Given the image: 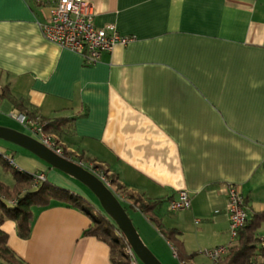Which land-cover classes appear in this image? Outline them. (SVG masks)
Segmentation results:
<instances>
[{"label":"crops","instance_id":"1","mask_svg":"<svg viewBox=\"0 0 264 264\" xmlns=\"http://www.w3.org/2000/svg\"><path fill=\"white\" fill-rule=\"evenodd\" d=\"M53 1L0 0V127L39 140L16 115L42 126L72 119L61 143L51 135L54 141L88 165L106 169L110 178L104 181L99 169L81 167L96 174L119 204L138 212L131 196L144 204L160 200L159 222L180 232L184 264H216L233 248L216 262L205 255L231 242L228 186L239 190L246 219L260 214L255 218L259 246L264 236V0H83L91 5L97 27L112 26L133 39L103 52L93 64L43 37L40 26ZM24 128L27 133L20 131ZM9 145H1L0 154L13 158L12 171L43 175L106 215L76 179ZM0 183H14L1 165ZM179 192H186L190 207L171 211ZM32 210L28 239L16 236L12 221L1 226L22 264H112L108 245L85 235L92 222L86 213L59 202ZM144 221L154 258L168 262L172 253L176 259L173 245Z\"/></svg>","mask_w":264,"mask_h":264},{"label":"trees","instance_id":"2","mask_svg":"<svg viewBox=\"0 0 264 264\" xmlns=\"http://www.w3.org/2000/svg\"><path fill=\"white\" fill-rule=\"evenodd\" d=\"M72 119L57 118L44 124L43 131L48 135L59 138L72 129ZM0 154V165L4 171H11L14 183L11 187L0 183V262L4 264H22L7 245V234L1 226L5 221H12L15 225L16 236L25 240L30 236L33 219V208H46L53 202L71 205L86 213L91 219V225L85 235L95 237L106 243L109 247V257L112 264H128V255L125 253L126 241L117 229L113 220L108 215L96 212L90 204L80 196L67 190L56 187L46 181H39L36 185L35 175L14 172L11 170L6 156ZM13 159V158H11ZM134 206L144 218L158 230L162 237L171 243L177 250L176 259L180 263H186L187 258L182 252L180 232L164 227L158 219V205L160 200L144 204L139 198L130 197ZM127 211V209L125 208ZM260 215H252L246 219L244 226L238 235V245L234 246L225 258L216 264H252L257 259L264 261V249L257 246L255 231L259 222L255 218ZM254 217V218H253ZM260 217V216H259Z\"/></svg>","mask_w":264,"mask_h":264},{"label":"built area","instance_id":"3","mask_svg":"<svg viewBox=\"0 0 264 264\" xmlns=\"http://www.w3.org/2000/svg\"><path fill=\"white\" fill-rule=\"evenodd\" d=\"M40 27L46 40L79 54L88 64L96 63L103 52H111L117 46H126L133 41L131 37L117 34L112 26L97 27L91 5L83 0H54L49 18ZM16 120L21 125L24 124L32 129L39 136V142L47 149L65 159L62 147L51 135L44 133L40 123L22 114L16 115ZM7 161L10 167H16L13 159L7 158ZM43 180V175L35 176V184ZM106 184L108 185V181ZM225 193L231 242L226 246L205 252V255L213 262L218 261L230 248L237 245L239 230L246 220L239 190L234 186H228L225 188ZM189 207L190 201L186 192H179L178 198L170 202L171 211L186 210ZM259 246L264 249V236L259 239ZM125 252L128 255L129 264H138L137 257L130 247H127Z\"/></svg>","mask_w":264,"mask_h":264},{"label":"water","instance_id":"4","mask_svg":"<svg viewBox=\"0 0 264 264\" xmlns=\"http://www.w3.org/2000/svg\"><path fill=\"white\" fill-rule=\"evenodd\" d=\"M0 140L33 153L52 168H56L76 179L97 198L102 211L113 220L137 259L143 264H160L144 246L125 209L98 178L80 166L55 155L39 141L25 134L0 127Z\"/></svg>","mask_w":264,"mask_h":264},{"label":"rangeland","instance_id":"5","mask_svg":"<svg viewBox=\"0 0 264 264\" xmlns=\"http://www.w3.org/2000/svg\"><path fill=\"white\" fill-rule=\"evenodd\" d=\"M40 124H42V123H40ZM23 126H24V124H23ZM43 127V126H42ZM43 129V128H42ZM20 131H23V132H26L25 131V128L24 129H20ZM28 132V131H27ZM26 132V133H27ZM37 141H39V140H37ZM10 143H8V142H5V141H2V140H0V151L2 152H5V150H2L1 149V145H4V146H12V145H9ZM62 150H63V154L65 155V159L64 160H66V161H69V162H72V163H74V164H76V165H78V166H80V167H82V166H84V164L88 167V170L89 171H91V172H93V171H95L96 169L98 170H100V172L99 171H97V176L98 177H102V178H104V181H105V179L106 178H110V176H109V174H108V172L106 171V169H104V168H102V166H98V165H96V164H93L92 162H90L89 163V165L86 163V162H84V160L82 159V157L81 156H79L78 154H75L73 151H71V150H66V149H63L62 148ZM71 158V159H70ZM82 165V166H81ZM94 173V172H93ZM93 175V174H92ZM96 175V174H95ZM94 175V176H95ZM96 177V176H95ZM9 180H4V182L5 183H7V184H9V183H11V175H9ZM108 181V180H107ZM102 183H103V181H101ZM112 185V182L110 181L109 183H108V185L107 186H111ZM89 196H90V199L95 203V204H97L98 205V207H99V201L97 200V198L95 197V196H93L91 193H89ZM120 204H122L123 205V207L124 208H126L127 209V215H128V217H129V219H130V221H131V223H132V225L134 226V228L136 229V231L138 232V235L140 236V238H141V240H142V242H143V244H145L144 246L152 253V255H153V251L151 250V248H150V244H149V239H148V235H147V229L145 228V226H144V217L141 215V213L138 211H134L133 209H131V208H128V207H126L127 205H125L123 202H120ZM147 224V223H146ZM149 231V230H148ZM154 257H155V254L153 255ZM156 258V257H155ZM171 260L170 261H168V262H162L161 260H158L161 264H183V263H180V262H178L176 259H174V257H173V254L171 253ZM159 259V258H158ZM138 263L139 264H143L139 259H138Z\"/></svg>","mask_w":264,"mask_h":264}]
</instances>
